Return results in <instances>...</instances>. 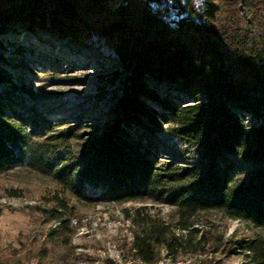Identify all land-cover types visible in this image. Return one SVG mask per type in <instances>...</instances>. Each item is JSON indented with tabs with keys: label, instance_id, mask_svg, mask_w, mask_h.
I'll use <instances>...</instances> for the list:
<instances>
[{
	"label": "trees",
	"instance_id": "trees-1",
	"mask_svg": "<svg viewBox=\"0 0 264 264\" xmlns=\"http://www.w3.org/2000/svg\"><path fill=\"white\" fill-rule=\"evenodd\" d=\"M152 1L0 0V61L10 41L25 63L23 45L37 48L41 33L70 48L94 34L125 75L103 117L81 124L94 115L87 113L60 126L31 105L17 110L23 96L3 84L9 77L0 69V174L23 165L82 197L91 184L98 201L160 200L176 207L182 229L209 209L264 229V0H203L200 18L186 12L175 26ZM21 31L33 39H20ZM169 138L193 154L170 153ZM59 146L70 152L54 162ZM139 224L131 250L140 263H156L162 243L175 251L167 223L146 216ZM234 243L241 264H264L263 234Z\"/></svg>",
	"mask_w": 264,
	"mask_h": 264
},
{
	"label": "rangeland",
	"instance_id": "rangeland-1",
	"mask_svg": "<svg viewBox=\"0 0 264 264\" xmlns=\"http://www.w3.org/2000/svg\"><path fill=\"white\" fill-rule=\"evenodd\" d=\"M39 35L37 48L23 45L25 63H19L20 56L14 54L17 41L7 46L2 43L6 50L0 69L11 82L3 84H13L15 92L23 96L13 106L19 110L31 105L37 113L58 119L60 126L76 124L87 113L94 115L81 124L103 117L114 106L125 77L116 73L119 69H115L117 58L112 49L94 34L89 45L75 48L44 33ZM16 36L22 40L34 37L24 31ZM82 137L72 140L68 148L79 150ZM167 137L164 133L160 138ZM169 143L170 153L193 154L171 138ZM69 152L59 146L51 159L59 162ZM99 191L98 186L87 184L86 197L75 195L53 176L23 165L1 173L0 264H142L132 255L131 242L146 216L167 223L176 237L172 253L166 243L157 246L156 264L184 260H190L188 264H241L243 254L233 247L234 240L264 235V229L217 209L198 211L189 228L182 229L173 205L151 198L90 199ZM60 201L66 206L60 207ZM53 213H59L63 221L54 219Z\"/></svg>",
	"mask_w": 264,
	"mask_h": 264
},
{
	"label": "built area",
	"instance_id": "built-area-1",
	"mask_svg": "<svg viewBox=\"0 0 264 264\" xmlns=\"http://www.w3.org/2000/svg\"><path fill=\"white\" fill-rule=\"evenodd\" d=\"M161 4V11H156L157 15L178 18L179 12H192L200 18V5L203 0H154L152 5Z\"/></svg>",
	"mask_w": 264,
	"mask_h": 264
},
{
	"label": "bare ground",
	"instance_id": "bare-ground-1",
	"mask_svg": "<svg viewBox=\"0 0 264 264\" xmlns=\"http://www.w3.org/2000/svg\"><path fill=\"white\" fill-rule=\"evenodd\" d=\"M154 8H155L156 11H161V4H154ZM185 14H186V12H179L178 13V18L166 17V16H163V15H158V17L160 19L164 20L166 23H169L171 25H175L177 23L178 19L183 17ZM189 261L190 260L179 261L178 264H188ZM156 263H154V264H156ZM142 264H146V263H142Z\"/></svg>",
	"mask_w": 264,
	"mask_h": 264
}]
</instances>
